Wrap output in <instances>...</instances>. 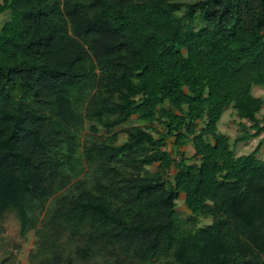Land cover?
<instances>
[{
	"label": "trees",
	"instance_id": "16d2710c",
	"mask_svg": "<svg viewBox=\"0 0 264 264\" xmlns=\"http://www.w3.org/2000/svg\"><path fill=\"white\" fill-rule=\"evenodd\" d=\"M2 14L0 233L7 213L34 232L29 264H264V0H0Z\"/></svg>",
	"mask_w": 264,
	"mask_h": 264
},
{
	"label": "rangeland",
	"instance_id": "374dc122",
	"mask_svg": "<svg viewBox=\"0 0 264 264\" xmlns=\"http://www.w3.org/2000/svg\"><path fill=\"white\" fill-rule=\"evenodd\" d=\"M6 20V17L2 14L0 15V25ZM253 94L264 98V87L255 86L253 87ZM259 117L264 115V104L261 112L258 114ZM237 116L232 108L225 110L220 121L218 122V129L221 132L226 133L230 137V142L240 134L239 127L237 125ZM133 123H137L136 118H133ZM125 139L124 134H120L119 141ZM259 138H254L248 142H241L235 146V153L237 155L245 154L250 152L258 143ZM168 149L173 150L170 146ZM186 157H190L193 154V147L191 145H186L181 148ZM259 157L264 159V141L259 152ZM154 169V167H152ZM184 196L181 194L176 202V212L182 217L186 218L189 214L188 209L183 203ZM211 222V218H204L200 222V225L208 224ZM2 228L3 232L0 233V259L4 257H10L15 264H29L28 254L33 247L34 242V232L30 231L26 237H21L19 235V224L13 213H7L2 218Z\"/></svg>",
	"mask_w": 264,
	"mask_h": 264
}]
</instances>
